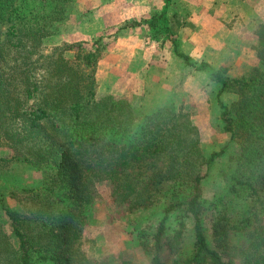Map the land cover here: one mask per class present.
<instances>
[{"label": "trees", "instance_id": "trees-1", "mask_svg": "<svg viewBox=\"0 0 264 264\" xmlns=\"http://www.w3.org/2000/svg\"><path fill=\"white\" fill-rule=\"evenodd\" d=\"M48 1L50 10L36 6V0H0V144L12 150L13 159L42 167L46 184L43 191L22 190L28 195L18 199L21 210L5 208L17 243L0 228L5 242L0 264H99L82 250L81 236L100 181L109 182L113 199L134 208L154 205L165 184L170 190L160 220L143 221L137 230L149 264H165V248L178 254L175 264H264V222L257 220L260 210L250 212L256 202L264 203V22L255 29L261 65L240 77L228 75L223 66H197L178 50L177 25L167 15L173 0H163L160 12L130 25L146 22L151 39L168 40L175 55L209 71L218 83L225 130L240 146V173L233 175L228 194L248 202L234 220L219 196L214 203L219 200L222 207L215 212L204 204L201 182L220 153L203 156L198 129L182 105L144 112L111 94L97 97L96 66L105 43H65L46 51L44 39L54 34L74 0ZM67 51L73 59L65 57ZM225 91L237 94L226 107L219 99ZM137 166L146 167L142 176L135 174ZM189 222L190 249L179 252ZM208 229L219 242H210ZM239 233L241 246L228 235Z\"/></svg>", "mask_w": 264, "mask_h": 264}, {"label": "rangeland", "instance_id": "rangeland-1", "mask_svg": "<svg viewBox=\"0 0 264 264\" xmlns=\"http://www.w3.org/2000/svg\"><path fill=\"white\" fill-rule=\"evenodd\" d=\"M157 1L74 0L66 7L67 15L57 24L54 34L52 33L44 39L45 49L46 51H50L54 46H62L65 43L86 42L90 44L98 39L101 43H105V57L108 53L119 54L121 51L129 49L130 46L138 47L141 56L138 59H133L134 66L137 67V70L142 66L145 75H147V81L152 83L154 81L151 80L152 75L159 69V63H161V58L164 56L162 47L171 46V44L166 39L154 42L153 38L151 39L148 34L146 22H141V25L138 26L130 25L139 22L140 19L142 20V11L146 7L149 8V12L160 11L161 7H156ZM185 2L186 0H175L167 14L174 25H179L178 28L174 26L178 30L189 17L188 15V17L185 16V10H189ZM35 5L45 10H50L52 7L51 2L48 0H36ZM190 13L189 10L188 14L190 15ZM222 13L227 12L223 11ZM228 14L230 15V12ZM178 30L176 33L177 40ZM231 45L235 46V48H241L242 46L236 37L231 41ZM144 47L145 50L143 51ZM163 48L165 51L169 49ZM252 50L255 63L251 66L261 65L254 46ZM73 55V51L65 53V57L70 60L73 59ZM120 56L122 57L121 54ZM124 61L126 62L127 60L124 59ZM111 63L109 58H105L96 66V96L100 97L111 94L117 99L129 100L128 102L133 108L144 112H151L162 106L174 105V107H178L182 105L183 109L189 114L193 125L198 129L200 150L203 156L207 159L212 152L220 153L214 158L201 182L202 194L205 198L204 204L208 208L207 210L215 212L222 207L221 202H223L227 206V209H232L231 212L234 220L240 218L242 211L247 208L248 202L239 198L232 199V196L228 194V188L230 182L233 180V175L240 173L239 167L237 168L236 165V161H239L237 157L240 154V146L238 142L230 138V133L225 130L221 118L222 108L217 98L219 85L218 89L214 90L216 95H211V98H209V88L205 85L203 77H199L196 79L195 84L190 87V92H195V96L181 97L176 95L172 98L170 97L169 100L159 99L160 101L157 102H149L150 100L140 102V100L133 99L130 95H124L122 90L117 89L122 84L121 81L117 82L112 92L108 91L111 87L108 77H113L114 73L119 74L120 70L125 69L120 64L116 66L117 68H111ZM172 63L178 68V64H181V62H178V64ZM232 66L235 65L233 64ZM251 66L247 68L245 65H237L238 68L235 66L232 69L237 74L230 75L228 72L227 74L233 77L245 76L251 70ZM181 78L183 77L181 76ZM182 81L180 83L178 81L177 84L181 86ZM115 89L117 90L115 91ZM157 94L158 96H162L160 92ZM219 99L226 107L237 99V94L233 91H225L220 94ZM13 156V152L9 147L0 144V159H6V161L0 164V228L9 236L11 242L16 244L17 240L12 231L9 217L5 213V208L21 210L18 199H23L28 195L22 192V190L36 188L42 190L46 187V184L42 167L13 159ZM135 169V174L138 172L140 176L146 171V167L137 166ZM202 170L205 171L204 167ZM138 179L141 178L139 177ZM108 183L106 181L97 182L93 192V201L87 206L89 218L81 236L82 250L86 253L87 257L96 259L99 264H149V256L139 246L137 230L143 221L151 219L152 223H156L160 220L163 216L162 209L166 205L164 193L170 190H167V185L165 184L157 194V199H155L157 202L154 205L134 208L128 202L113 199ZM185 191L180 189L179 193L185 194ZM217 196L222 198V200H220L221 202L218 200L214 203V198ZM254 207L250 212L254 213L255 210H260L257 220L264 222V203L256 202ZM176 214L177 212H173L170 217L169 223L172 226L175 223L173 217ZM212 220L215 221L216 218L212 217L208 219L207 225L209 227L212 225ZM186 228L187 235L183 247H181L179 252H187L190 249L192 241L191 222L188 223ZM230 232L233 231H229L228 233ZM228 235L232 244L237 246L243 244L244 237L241 233L237 236ZM208 238L212 244L219 242L213 240L210 229H208ZM0 249L2 253L5 251L3 238H0ZM164 255L166 256L165 264H175L173 260H175L178 254L170 255L168 249L165 248ZM37 261L40 262V260ZM39 264L48 263L40 262Z\"/></svg>", "mask_w": 264, "mask_h": 264}, {"label": "crops", "instance_id": "crops-1", "mask_svg": "<svg viewBox=\"0 0 264 264\" xmlns=\"http://www.w3.org/2000/svg\"><path fill=\"white\" fill-rule=\"evenodd\" d=\"M174 2L175 0H173L169 10ZM185 3L191 13L178 30V50L189 56L195 65L205 62L215 69L224 66L229 69L227 70L228 74L235 75L237 73L232 70L235 66L245 65L248 68L255 63L252 49L257 43L255 29L259 23L264 22V0H186ZM156 4V7H161V11L164 5L163 0H158ZM160 11L149 12V8L146 7L142 11V19H148L149 13L151 17ZM223 11L227 13H222ZM234 37L238 38L242 44V46L240 45L241 48H235L231 45ZM153 40L155 42L163 39ZM163 47L169 49L165 51ZM163 47L164 56L159 63V69L152 75L151 80H154L152 83L147 81V75H145L142 66L139 70L134 66L133 59H138L141 56L138 47L130 46L129 49H125L119 54L108 53L105 57L103 54L97 65L103 59L109 58L112 62L111 68H117L118 64L125 67V69L120 70V75L114 73L113 77H108L111 86L108 91L112 92L117 82L121 81L122 84L117 89L122 90L124 95H130L140 102L147 100L157 102L169 100L170 97L176 95L181 97L195 96V92H190V87L195 84L197 78L203 77L205 85L209 88V98L211 95H216L214 90L218 89V84L210 80L209 71L193 68V66L186 64L181 57L175 55L171 46ZM124 59L127 61L125 62ZM172 62L177 64L181 62V64H178V68ZM233 64L235 66H232ZM181 80L183 83L180 86L177 82L180 83ZM159 92L162 96H158L157 93Z\"/></svg>", "mask_w": 264, "mask_h": 264}]
</instances>
